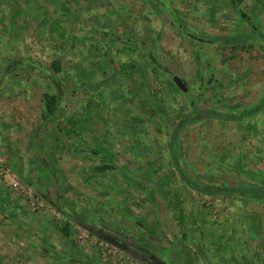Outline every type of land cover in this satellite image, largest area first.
Here are the masks:
<instances>
[{
    "label": "rangeland",
    "instance_id": "obj_1",
    "mask_svg": "<svg viewBox=\"0 0 264 264\" xmlns=\"http://www.w3.org/2000/svg\"><path fill=\"white\" fill-rule=\"evenodd\" d=\"M166 1L199 39L172 26L156 0H0V189L18 210L0 217V264H154L150 256L172 264L162 257L170 261L167 246L185 223L174 208L196 200L214 226L206 240L215 254L196 248L198 231L185 233L200 264L264 260L249 226L264 224V201L207 199L191 184L264 186V50L256 44L264 47V0ZM218 37L230 40L211 43ZM47 94L56 97L52 115ZM211 111L255 113L241 133L222 120L191 122L170 148L181 121ZM227 217L232 228L221 231ZM170 222L172 237L161 229ZM48 227L66 247L45 238Z\"/></svg>",
    "mask_w": 264,
    "mask_h": 264
},
{
    "label": "crops",
    "instance_id": "obj_2",
    "mask_svg": "<svg viewBox=\"0 0 264 264\" xmlns=\"http://www.w3.org/2000/svg\"><path fill=\"white\" fill-rule=\"evenodd\" d=\"M221 114H224V113H221ZM249 114V113H247ZM247 114H234L236 116H242V115H247ZM251 118V117H250ZM208 120H214V121H219V120H215V119H208ZM248 119L244 120V121H239V122H235V121H228L230 124H234L235 126L233 127L234 129H238L239 133H241V130H242V124L247 121ZM206 121V120H205ZM226 122V121H225ZM235 131V130H234ZM237 134V133H236ZM36 147L38 150L41 151V158L44 160L45 159V155H44V148L40 147L39 143L37 144L36 142ZM34 147V145H33ZM43 151V153H42ZM36 152V150H35ZM36 159V158H34ZM35 161V160H34ZM48 166V165H47ZM46 166V167H47ZM45 168V167H43ZM42 168V169H43ZM145 172H147V170L144 168ZM142 179H144V181H149L148 179H146L145 177H143ZM154 180H155V177H154ZM153 182V181H152ZM203 185H206V184H203ZM209 186H212V185H209ZM235 186V185H234ZM232 185L230 186H226V187H220V188H227V187H234ZM248 185L244 186V188H246ZM253 186V185H251ZM213 187H217V186H213ZM219 187V186H218ZM236 187V186H235ZM248 189V188H247ZM141 190V189H140ZM5 192H8L6 190H3L0 189V203L2 201H4L3 199V196L4 198L7 196L5 195L4 193ZM166 193L167 195H170V192L166 190ZM193 194H197V195H200L204 198H207L209 199L210 197H213V196H207V195H203L199 192H197L195 189H193ZM169 199V197H167ZM6 199V198H5ZM167 199V200H168ZM171 199V198H170ZM246 199V198H244ZM250 199V198H249ZM249 199H246L245 201H249ZM176 200V199H175ZM250 200H253V199H250ZM171 200L169 201H166L165 203V207H166V215L168 217H171L172 215V209L174 208V205H172V202H170ZM193 201V200H192ZM253 201H257V200H253ZM261 201H264V200H261ZM197 202V205L195 206H192L193 202H182V206H179V207H175L174 209L179 211L180 212V215L183 216V221L185 222L183 224V227L179 225V227L176 226V235H178L177 237H179L180 239H175L176 241V244H171V245H168L167 247H170V253L169 255L171 256L170 257V261L168 260V256L164 254V256L166 257H162V259L164 261H166L167 263H172V264H200V258L196 256L195 251L191 250L192 249V246L190 245V241H188V239L186 240L185 237V233L189 231H198L196 232L197 236L199 237V239L201 240V242H198V243H202V244H197L196 245V248L198 247V245H200V247L198 249H200V251L202 252L201 254L204 256V254H215L214 251H213V244L212 243H209L206 238H211L209 237V232H210V229L212 230V226L210 223V220H209V211L210 209H206L205 207L202 206L201 202L198 203V201L196 200ZM259 202V201H257ZM13 205V203L9 204L8 202H5L4 201V206H1L2 208H0V217L1 218H4V215H9V217H11L13 214L16 216L18 214V210L11 206ZM17 205V204H16ZM15 206V205H14ZM13 207V208H12ZM15 209V210H14ZM10 211V212H9ZM225 213L230 216V214L232 215L233 213L231 212V210H226L225 209ZM2 213H5L4 215ZM224 213V214H225ZM189 218L192 219L191 221H193L191 224L189 223ZM78 219L80 222H83L85 223L87 226H88V229L90 230H93L92 227H90L89 224H87V222L83 221L82 219L80 218H76ZM73 220V219H72ZM230 217H227V220L223 221V224L221 225V231L222 230H231V222H230ZM232 221V220H231ZM170 224V225H169ZM173 222L171 223H168V224H165V227H161V229H163V231H166V234L169 236V237H172V231H174V229L172 228L173 226ZM247 225V224H246ZM175 226V225H174ZM250 230H256L258 231V238L260 239L258 243H256V247L259 248L258 251L262 250V254H264V224L263 223H259L257 222L256 224H250ZM37 227H40V225L38 224ZM197 227V228H196ZM196 228V229H195ZM160 228L158 227V230ZM45 230V229H44ZM43 230V231H44ZM219 230V228H218ZM53 230L51 227H48L47 230L45 231L44 235H45V238L47 240H49V238H56L60 241V244L63 246V247H66V236L64 234H62L61 232H56V234L52 233ZM220 232V230H219ZM104 234V233H103ZM202 234V235H201ZM217 233L214 234V236L216 235ZM180 235L182 237H180ZM196 235H192L191 237H195ZM215 239V238H214ZM232 241V240H231ZM230 240L226 241L224 240V243H226L227 245L231 242ZM225 245V244H224ZM225 245V246H227ZM216 252H220L219 250H216ZM263 256V255H262ZM67 256H63V258H66ZM0 259H1V256H0ZM264 259V258H263ZM65 259H63L64 261ZM66 261V260H65ZM65 261H64V264H65ZM220 261V260H219ZM248 262V261H247ZM249 262L251 264H257L258 262H261V264H264V260H261V258L259 257V260L258 258H256L255 260L252 258L249 260ZM248 262V263H249ZM257 262V263H256ZM223 262L220 261L217 262V264H222ZM214 264V263H213ZM216 264V263H215Z\"/></svg>",
    "mask_w": 264,
    "mask_h": 264
},
{
    "label": "trees",
    "instance_id": "obj_3",
    "mask_svg": "<svg viewBox=\"0 0 264 264\" xmlns=\"http://www.w3.org/2000/svg\"><path fill=\"white\" fill-rule=\"evenodd\" d=\"M156 2L158 3V6L160 7V9L163 12H165L169 18H171L172 26H174L179 32H181L185 36H188L192 39H199L194 34H191L185 28V26L182 25V23L178 20L175 11L170 8V5L167 3L166 0H156ZM224 39L227 41L230 40L229 38H219L218 37V38H214L211 41V43H217L220 40H224ZM236 40L238 41L237 37L231 39L232 42L236 41ZM256 44L259 46L260 49L262 48L264 50L263 45L258 44V43H256ZM151 63L154 64V62L152 60H151ZM13 69H12V71H13ZM10 70L8 69V66H7L6 71H10ZM45 103H46V108H47L48 114H51V115L54 114V112L57 109L56 97L50 96L49 94H47L45 96ZM254 113L255 112L249 113L247 115L236 116L234 114H221V113L212 112V111L211 112H198V113H195L194 115L187 116L185 118V121H184V126H186L187 124L194 122V121H205L208 119L222 120V121H226V122H228V121L239 122V121H244L250 117H253ZM39 156L41 157V155H39ZM39 156H36V158ZM40 157H39V159H42ZM36 162L39 163V160L36 159ZM47 165H48V162L45 159L44 160L42 159L41 167H39V166L38 167L43 168V167H46ZM191 182L192 181L190 180V183ZM191 184L193 185V189H195L197 192H199L203 195H207V196L217 197V196H223V195L231 194V195H236V196H240V197H247V198H250L253 200H257V201L264 200V186H262V185H254V186H250V188H248V189H245V188H239V187H235V186L234 187H227V188H220V187H213V186L203 185L200 183H193V182ZM250 192H252V194H250ZM74 221H76L82 229L89 231L91 236L96 237L98 239V241H103V239H105V238H108L111 240L115 239L111 236H108L107 234H103V233L88 229V226L85 223L80 222L76 218L74 219Z\"/></svg>",
    "mask_w": 264,
    "mask_h": 264
},
{
    "label": "water",
    "instance_id": "obj_4",
    "mask_svg": "<svg viewBox=\"0 0 264 264\" xmlns=\"http://www.w3.org/2000/svg\"><path fill=\"white\" fill-rule=\"evenodd\" d=\"M150 59L154 62V64H157V62L154 60L153 57H150ZM173 82L174 84L179 88V90L182 92V93H188L189 92V86L188 84L183 80L181 79L180 77L178 76H174L173 77ZM184 126V121H181L174 129L173 131V134H172V137H171V142H170V148L171 149H174L177 141H178V137L180 135V132L182 130ZM179 172V175H180V178L186 183V184H190V180L189 178H187L183 171L181 169L178 170ZM103 240H109L110 242H112L113 244H115L118 248L122 249V250H126L125 246L122 244V243H118L116 240L114 239H108V238H105ZM150 259L151 261L154 263V264H161V263H156L157 260H155L156 258L154 256H150Z\"/></svg>",
    "mask_w": 264,
    "mask_h": 264
},
{
    "label": "built area",
    "instance_id": "obj_5",
    "mask_svg": "<svg viewBox=\"0 0 264 264\" xmlns=\"http://www.w3.org/2000/svg\"><path fill=\"white\" fill-rule=\"evenodd\" d=\"M10 186H11V188L13 189V190H15L16 192H18V193H22V194H24V195H28L29 194V192H27L26 190H25V188H23L22 186H21V184L19 183V182H17V181H15V180H12L11 182H10Z\"/></svg>",
    "mask_w": 264,
    "mask_h": 264
}]
</instances>
